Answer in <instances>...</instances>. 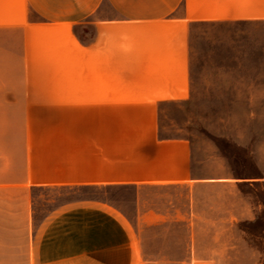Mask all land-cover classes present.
Masks as SVG:
<instances>
[{
    "label": "crops",
    "instance_id": "0c3cea01",
    "mask_svg": "<svg viewBox=\"0 0 264 264\" xmlns=\"http://www.w3.org/2000/svg\"><path fill=\"white\" fill-rule=\"evenodd\" d=\"M214 22L264 38V0H0V264H141L133 227L97 203L52 215L30 253L33 189L113 186L189 190L185 253L150 264L258 263L237 232L256 215L239 186L264 177L159 129L160 107L190 97L191 27Z\"/></svg>",
    "mask_w": 264,
    "mask_h": 264
},
{
    "label": "rangeland",
    "instance_id": "374dc122",
    "mask_svg": "<svg viewBox=\"0 0 264 264\" xmlns=\"http://www.w3.org/2000/svg\"><path fill=\"white\" fill-rule=\"evenodd\" d=\"M263 27L256 22H214L193 25L189 36L190 97L160 107L162 136L184 138L198 157H216L232 175L264 177ZM222 161V162H220ZM213 167V162H210ZM251 182V181H250ZM251 197L253 220L239 221L238 236L264 264V185L241 184ZM27 237L30 253L49 218L78 203H97L115 210L134 229L142 255L179 258L186 234L175 228L189 216V190L183 187H61L33 189ZM180 211V212H178ZM183 224V221H182ZM232 232H223L222 241Z\"/></svg>",
    "mask_w": 264,
    "mask_h": 264
},
{
    "label": "trees",
    "instance_id": "16d2710c",
    "mask_svg": "<svg viewBox=\"0 0 264 264\" xmlns=\"http://www.w3.org/2000/svg\"><path fill=\"white\" fill-rule=\"evenodd\" d=\"M238 177H240V176H238Z\"/></svg>",
    "mask_w": 264,
    "mask_h": 264
}]
</instances>
